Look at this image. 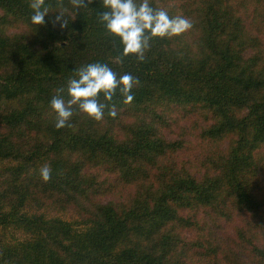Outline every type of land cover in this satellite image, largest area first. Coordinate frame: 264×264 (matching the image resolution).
Segmentation results:
<instances>
[{
	"label": "trees",
	"instance_id": "16d2710c",
	"mask_svg": "<svg viewBox=\"0 0 264 264\" xmlns=\"http://www.w3.org/2000/svg\"><path fill=\"white\" fill-rule=\"evenodd\" d=\"M30 2L0 0V264H264V0H149L192 28L143 60L103 0H45L40 26ZM96 62L138 80L132 102L56 128L52 97Z\"/></svg>",
	"mask_w": 264,
	"mask_h": 264
},
{
	"label": "clouds",
	"instance_id": "9594fccd",
	"mask_svg": "<svg viewBox=\"0 0 264 264\" xmlns=\"http://www.w3.org/2000/svg\"><path fill=\"white\" fill-rule=\"evenodd\" d=\"M79 6H84V0H77ZM33 10L30 21L40 26L49 15L45 0H31ZM103 8L99 20L105 30L117 37L122 46L123 55H135L138 60L144 59V52L149 47L152 38H163L182 34L192 28L190 19L183 15L170 16L164 9H155L149 0H103ZM60 26H66L62 13L55 16ZM75 75L67 81L69 99L53 96L50 101L51 109L56 114L55 127L62 128L73 115V105L95 120L103 118L105 103L99 102L98 96L103 95L106 101H111L113 94L119 90L124 97V103H131V89L138 83L131 74L125 73L117 78V74L107 65L100 62L89 63L74 70ZM58 91H62L58 90ZM110 116H115V107L109 109ZM43 181H48L51 168L45 164L39 169Z\"/></svg>",
	"mask_w": 264,
	"mask_h": 264
},
{
	"label": "rangeland",
	"instance_id": "374dc122",
	"mask_svg": "<svg viewBox=\"0 0 264 264\" xmlns=\"http://www.w3.org/2000/svg\"><path fill=\"white\" fill-rule=\"evenodd\" d=\"M21 31H23V28L22 27H18L17 29H14V30H10V32L9 33H18V32H21ZM203 123H201L200 124V126L202 125ZM181 127L183 128V129H179L178 127H176V126H173L172 127V132L173 133H175V134H184L185 135V138L187 139V140H194V137L191 135V133H196L195 131V129L194 130H190L189 129V123L188 122H182L181 124ZM169 137H171V130L170 131H168L167 133H166Z\"/></svg>",
	"mask_w": 264,
	"mask_h": 264
}]
</instances>
